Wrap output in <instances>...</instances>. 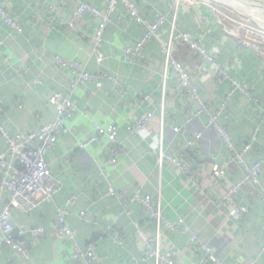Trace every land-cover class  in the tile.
<instances>
[{
    "label": "crops",
    "instance_id": "obj_1",
    "mask_svg": "<svg viewBox=\"0 0 264 264\" xmlns=\"http://www.w3.org/2000/svg\"><path fill=\"white\" fill-rule=\"evenodd\" d=\"M60 1L0 0L9 16L23 29L18 35L0 19L3 67L0 72V124L10 135L36 131L41 123L53 121L54 108L47 100L51 94L60 93L69 94L77 108V115L68 120L67 125L78 128L74 137L59 135L55 148L46 157L50 169L62 183L61 192L31 214L13 211L16 229L42 226L43 237L34 242L27 237L22 239L29 250L28 260L0 246V264H80L67 259L74 251V244L80 249L94 246L96 264H154L139 261L144 247L135 234V224L140 225L148 237L156 235L157 227L154 221L144 216L138 205L130 203L129 198L135 190L154 198L159 191L163 217L170 221L184 219L224 264H264V253L260 250L264 200L258 189H244L238 197V204L246 207L247 213L238 220L228 216L226 207L218 208L219 196L228 183L235 182L240 176L238 167L231 161L217 134L206 127V117L192 119L184 131H173V127L186 122L197 109V104L186 94L175 95L172 79L167 82L163 98L159 44L156 41L148 44L140 62L126 61L122 51L140 39L142 27L119 7L105 31V38L110 43L101 48L105 56L102 68L122 80L124 95H115L111 86L105 83L101 91L94 83L71 89L73 73L67 68L58 69L54 59L77 61L89 71H96L97 66L91 58L96 22L84 14L72 30L57 22L49 23V6L58 7L57 20L65 22L80 3L100 10H104L105 5L101 0H63L58 6ZM132 1L138 4L149 21H153L158 12L168 14V23L162 29L164 37L168 36L174 16L179 31L200 39L206 49L218 47L221 65L236 81L247 85L249 93L259 99V107L264 109V44L248 46L240 32L238 35L236 31L228 33L216 20L218 12L233 21H239L238 16L208 2H198L192 7L180 5L175 9L173 0ZM233 4L245 8V3L239 0H234ZM237 29L233 25V30ZM177 58L181 61L191 59L185 51ZM196 86L199 95L210 103L213 110L219 109L231 90L228 82L218 85L209 69L198 76ZM105 90L108 95L104 94ZM257 110L258 107L248 102L239 91L232 93L219 124L228 129L238 148L250 141L257 124L254 119ZM147 112L155 114L150 124L152 137L130 135L128 125ZM160 117L165 121V151L191 166L192 173L198 177V185L188 184L168 162L158 164L154 150ZM93 123L118 127V140L125 155L115 165H105L111 154V145L103 138L86 149H79L77 143L92 136ZM196 132H201L202 138L196 145L187 146V141ZM257 138L254 151L245 157L248 164L264 161V127ZM0 150H6L1 138ZM214 161L225 168V179L211 177L209 167ZM259 182L260 190L264 191V164ZM109 190L120 191L124 196L104 197ZM123 202H126V209ZM62 207L68 211L66 220L74 234L72 239L63 241L55 237L58 227L56 212ZM81 212L92 220H82L79 217ZM106 225H111L113 231L106 232ZM160 231L163 248L175 253L177 264H209L190 245L187 236L169 233L164 228ZM114 233L122 238L121 245L114 243Z\"/></svg>",
    "mask_w": 264,
    "mask_h": 264
},
{
    "label": "built area",
    "instance_id": "obj_2",
    "mask_svg": "<svg viewBox=\"0 0 264 264\" xmlns=\"http://www.w3.org/2000/svg\"><path fill=\"white\" fill-rule=\"evenodd\" d=\"M61 0L58 6L62 4ZM105 7L100 10L90 4H78L72 15L65 21L57 20L56 6H49V15L47 20L49 23L57 22L61 26H66L69 29H75L78 21L84 14L91 16L96 26L93 31V48L91 58L95 62L96 71H89L85 66H82L77 61H67L60 57L54 59V65L60 68L69 69L74 80L71 84V89L77 86H85L89 83H94L96 89L102 90L103 84H109L112 92L122 97L125 92L124 83L122 80L106 72L102 68V63L105 59L101 48L103 44L110 43V40L105 38L107 25L114 12L122 7L126 14L138 25L142 27V35L140 39L130 47L123 49L122 54L126 61L138 63L145 55V48L152 41L159 44V51L162 57L161 66V86L163 98L167 92V82L172 79L174 83L173 91L175 95L186 94L192 101L197 104V109L188 117L186 122L180 127H173L175 133L184 131L188 123L195 118L206 117V127L214 131L220 141L225 146L229 157L237 167L240 176L233 183H228L223 193L218 198V208L226 207L228 216L232 219H240L247 213V208L238 204L240 193L246 189H258L262 199L264 200V191L260 190L259 174L264 161H256L253 164H248L245 157L248 153L254 151L255 145L258 142V133L264 127V109L259 107V99L249 93L247 85L236 81L230 72L224 68L219 56L221 51L218 47L206 49L202 41L193 37L191 34L179 31L177 29L176 19L173 16L170 21V28L167 37L162 34V29L168 23V14L158 12L154 16L153 21L146 19L138 6L132 0H101ZM201 0H173L174 8L180 5L188 7L195 6ZM211 4V3H210ZM219 7L217 5H214ZM0 19L16 34H22L23 29L17 21L13 20L6 8L0 3ZM121 18L119 17V20ZM240 19V18H239ZM217 22L228 33L240 34L243 36L244 42L248 46L257 47L264 44V29L253 26L250 21H233L227 15L218 12ZM234 22V23H233ZM233 25L238 27L233 30ZM0 42V72L3 70L1 63ZM187 52L191 59L181 61L177 56L181 52ZM212 71L215 82L220 85L229 83L231 90L226 95L219 109L213 110L209 102L205 101L198 93L196 81L198 76L206 70ZM234 91H239L248 102H252L258 107L255 115L257 123L253 129L250 141L241 148L237 147L235 141L232 140L228 129L219 124L222 113L227 109V104L231 101V96ZM105 95L108 92L104 91ZM146 100V97H143ZM47 103L54 108V119L51 122L41 123L36 131L27 134L10 135L0 124V138L3 139L6 150H0V246L7 247L20 255L24 260L29 259V250L23 244L22 239L27 237L32 242L40 240L44 235L42 226L30 227L28 229H16L13 224V211L18 210L24 214H31L41 204L49 203L61 192L62 183L52 172L46 162L47 155L55 148L58 136L74 135L78 132L76 126H68L67 121L77 115V108L72 102L70 95H62L53 93L49 96ZM17 106L20 107L19 103ZM155 119L153 112L145 113L141 118L128 125L127 132L130 135L145 134L147 137H152L150 128L151 122ZM92 136L86 141L78 142L79 149H86L88 146L96 142L99 138L105 139L111 145V154L105 160V165H115L119 158L125 155L118 140L119 129L114 124H109L106 127L93 123L91 125ZM164 128L165 121L163 117L159 118V132L157 134V145L154 153L157 155L158 164L161 166L164 161L174 167L175 172L184 178L191 186L198 185V177L192 173L191 166L178 157L165 151L164 148ZM202 138L201 132H196L187 141V146L191 147ZM209 172L214 179H225L226 170L220 163L212 162L209 167ZM124 193L120 191L109 190L104 197L122 198ZM160 192L158 191L156 198L152 195L142 193L135 190L130 196V203L138 205L144 216L155 222L157 227L156 235L148 237L140 225L135 224V234L141 241L144 247L140 262L145 263L152 261L154 264H177L175 262V253L167 251L162 245V232L164 228L169 233H175L181 236H187L190 245H192L202 258L209 264H224L218 258L212 248L202 242L197 235L192 231L184 219L170 221L163 217L160 202ZM123 207L126 209V202H123ZM123 208V209H124ZM68 211L62 207L56 212V220L58 227L55 232V237L61 241L72 239L74 234L70 229L66 217ZM82 220L91 221L92 219L79 213ZM106 232H112L111 225L105 226ZM260 232L263 237L261 253H264V223L260 226ZM114 243L121 245L122 238L114 233ZM74 251L68 255V260L80 264H96L97 257L95 248L92 245H87L80 249L74 244ZM249 264H256L251 262Z\"/></svg>",
    "mask_w": 264,
    "mask_h": 264
},
{
    "label": "rangeland",
    "instance_id": "obj_3",
    "mask_svg": "<svg viewBox=\"0 0 264 264\" xmlns=\"http://www.w3.org/2000/svg\"><path fill=\"white\" fill-rule=\"evenodd\" d=\"M202 2H208L213 5L219 6V8H223L224 10H227L228 12L238 16L240 19L244 21H250V23L255 26V27H261L264 29V14L260 13V11L257 9V6H253V4H258L260 5L259 7L264 10V0H239L245 5H247L250 9H252L253 14L251 16H247L245 10L242 8H239L238 6L236 7L233 2L234 0H201ZM258 1H261L263 3H260ZM251 2V3H250Z\"/></svg>",
    "mask_w": 264,
    "mask_h": 264
},
{
    "label": "water",
    "instance_id": "obj_4",
    "mask_svg": "<svg viewBox=\"0 0 264 264\" xmlns=\"http://www.w3.org/2000/svg\"><path fill=\"white\" fill-rule=\"evenodd\" d=\"M258 2L263 3L261 1H258ZM250 8L247 5H245V8H242V10L244 9L246 14H247V16H249V17L251 16V14H253L252 9H250Z\"/></svg>",
    "mask_w": 264,
    "mask_h": 264
},
{
    "label": "bare ground",
    "instance_id": "obj_5",
    "mask_svg": "<svg viewBox=\"0 0 264 264\" xmlns=\"http://www.w3.org/2000/svg\"><path fill=\"white\" fill-rule=\"evenodd\" d=\"M251 2H252V0H251ZM250 2V3H251ZM253 6H257V9L260 11V13H263L264 14V10H262L259 6L260 5H258V4H253V3H251Z\"/></svg>",
    "mask_w": 264,
    "mask_h": 264
}]
</instances>
